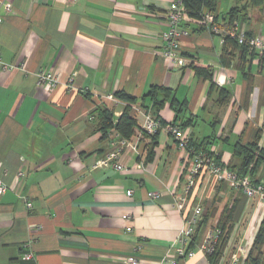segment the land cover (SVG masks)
Returning <instances> with one entry per match:
<instances>
[{
	"label": "crops",
	"instance_id": "0c3cea01",
	"mask_svg": "<svg viewBox=\"0 0 264 264\" xmlns=\"http://www.w3.org/2000/svg\"><path fill=\"white\" fill-rule=\"evenodd\" d=\"M169 3L0 0V58L14 66L0 69V264H23L26 250L36 264H171L179 229L196 209L194 255L175 257L176 264H212L198 247L232 205L231 230L215 264H246L264 202L206 174L196 178L179 208L191 155L166 130L151 143L138 137L137 127L126 138L137 151L123 147L121 170L93 166L117 140L112 129L103 134L97 127L96 109L103 106L114 110V122L126 105L135 118L132 105L149 109L235 168L241 164L233 153L237 141L250 143L259 133L264 146L259 57L243 69L236 59L224 65L221 36L188 18V34L180 38L187 65L167 67L162 50ZM251 3L229 1L241 7L233 24L248 35H264V0ZM225 9L220 5L218 13L223 24ZM191 64L209 67L211 80ZM43 71L58 78L55 85L39 83ZM153 85L169 88L161 104L162 93L145 96ZM118 91L135 101L117 98ZM173 97L182 103L178 114ZM252 178L264 182V162Z\"/></svg>",
	"mask_w": 264,
	"mask_h": 264
},
{
	"label": "built area",
	"instance_id": "2783aa9c",
	"mask_svg": "<svg viewBox=\"0 0 264 264\" xmlns=\"http://www.w3.org/2000/svg\"><path fill=\"white\" fill-rule=\"evenodd\" d=\"M4 10L6 12L11 11L10 5L4 4ZM166 18L169 23V28L163 33L165 45L162 50V56L167 63V67H184L187 65V61L181 52L180 38L188 34L187 29L183 27V23L189 17L186 14L182 0H170L169 7L166 11ZM194 19L206 27V29L211 33L220 35L222 42L223 36L230 35L231 37H235L238 43H247L251 49L264 52V35H247L245 32L239 31L235 24L231 26L214 20V14L209 11L204 12L200 17ZM13 67L14 66L12 64L4 62L0 58L1 70L8 71ZM38 81L39 83L55 85L58 81V78L50 72L43 71L38 74ZM106 97L116 100L110 96ZM133 109L136 110V117H139L138 121L140 127L139 133L137 134L138 137L144 134H155L160 129H164L177 140L179 148L187 150L191 155V166L189 168L188 181L184 189V195L183 197L178 198L177 206L179 208H182L186 200L185 195L193 187L196 177L206 174H208V176L214 177L217 181L227 182L230 185L241 189L248 198H257L259 201L264 202V182L253 181L249 175L241 176L236 171L229 169L221 161H217L215 159V153L213 151L207 152L201 149L195 150L193 147H190L189 136L186 134L183 128L176 125L175 123H163L161 119L154 115L149 109L144 108L139 110L135 106H133ZM112 131V137L117 138V140L113 142L110 141L112 148L102 157L95 160L93 163L94 167L112 165L115 169L121 170L123 169V165L120 162V155L123 147L129 146L137 151L136 145L133 142L121 137L115 129H112ZM4 191L5 185L0 183V194H2ZM130 194L131 190H128L127 195ZM25 206L27 209L32 208L31 202L27 199H25ZM198 220L199 212L197 209L189 216L184 218L183 224L179 229L177 236L179 245L176 247L175 257H188L194 255V251L189 248V244L192 240V236L195 231V225ZM219 233L220 231L216 227L209 229L206 232L201 244L199 245L198 250L205 255L213 253ZM175 257L171 259V264H176L177 259ZM20 260L23 262V264H36L33 261V254L31 250L24 251L20 256ZM129 261L131 263L136 262L134 258H130Z\"/></svg>",
	"mask_w": 264,
	"mask_h": 264
},
{
	"label": "trees",
	"instance_id": "16d2710c",
	"mask_svg": "<svg viewBox=\"0 0 264 264\" xmlns=\"http://www.w3.org/2000/svg\"><path fill=\"white\" fill-rule=\"evenodd\" d=\"M253 4H261L263 0H250ZM219 0H182V3L185 7L186 14L189 18H198L206 11H209L214 14V20H219V12L217 11V5ZM241 7L233 6L227 11V22L224 24L233 26V21L235 15L237 14L238 10ZM204 27V26H203ZM206 28V27H204ZM247 34V33H246ZM248 35V34H247ZM253 56L259 57V65H264V52L256 51L255 49H251L247 43H238L235 37H231L230 35L223 36L221 54H220V62L224 65L231 63L233 60L236 59V64L239 66L240 69H243L244 64L250 61ZM190 67L194 70V72L199 75L203 76L204 79L211 80V73L210 68L207 66H197V65H190ZM242 67V68H241ZM248 72V71H247ZM246 74V73H245ZM212 86V84H211ZM227 91L226 89H223ZM162 93L164 98L160 101V104L163 103L165 98L170 94L169 88L164 86H157L153 85L149 88L148 92L145 96H148L152 99H156L157 95ZM225 93V92H224ZM117 98L125 100L127 102L135 101V97L129 95L123 91H118L115 93ZM158 102V101H157ZM182 104V103H181ZM181 104L178 103L176 98L171 99V106L178 114L181 111ZM96 116H97V127L99 130L106 134L109 130L115 129L121 137L123 138H130L137 127H140L138 120L130 115V108L126 105L114 122V110L108 107H98L96 109ZM162 121V120H161ZM163 122V121H162ZM175 123V122H173ZM180 126V125H179ZM158 133V132H157ZM157 133L155 134H144L145 136L150 137V142L152 143L155 139ZM258 138L259 133H257L256 137L250 143L244 144L237 141L234 145L233 153L240 157L241 164L239 167H232L227 166L229 169L236 171L239 175H249L252 178L253 173L256 171L258 166L264 162V146L261 147L258 145ZM189 146L193 147L195 150H205L207 152H212L204 143H197L192 141L189 137ZM215 159L219 161L218 156L215 155ZM197 178V177H196ZM234 205L227 208L224 207L222 210L220 217L217 221L216 228L220 231L215 250L213 253L208 254L209 261L212 264H215L217 257L221 253L228 235L231 230L232 222H233V214H234ZM192 246V240L189 244V248ZM246 264H264V215L261 219V222L257 228V231L253 237L252 244L250 246L248 257Z\"/></svg>",
	"mask_w": 264,
	"mask_h": 264
},
{
	"label": "rangeland",
	"instance_id": "374dc122",
	"mask_svg": "<svg viewBox=\"0 0 264 264\" xmlns=\"http://www.w3.org/2000/svg\"><path fill=\"white\" fill-rule=\"evenodd\" d=\"M229 1L230 0H219V2H218V5H217V11L219 12V9H220V5H221V7L223 8V9H225V10H228L230 7H231V5H229ZM232 4H234V2L232 3ZM224 10V11H225ZM133 106H135V107H137L139 110H142V109H144L143 107H139V106H136V105H132L131 107H133ZM135 112H136V110H135ZM138 114V113H137ZM139 115V114H138ZM137 118V117H136ZM139 118V117H138Z\"/></svg>",
	"mask_w": 264,
	"mask_h": 264
}]
</instances>
